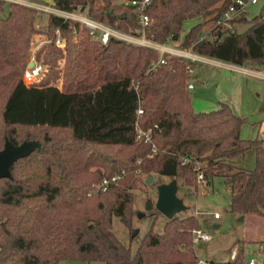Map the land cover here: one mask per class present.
<instances>
[{
	"label": "trees",
	"instance_id": "1",
	"mask_svg": "<svg viewBox=\"0 0 264 264\" xmlns=\"http://www.w3.org/2000/svg\"><path fill=\"white\" fill-rule=\"evenodd\" d=\"M128 1L55 0V8L87 9L91 19L139 35ZM8 4L4 16L7 4L0 0V150L6 139L14 145L36 140L44 149L15 162L12 178L0 179V264H196L195 215L168 219L163 233L152 227L135 251L114 233L118 216L131 239L139 237L133 190L142 174L194 190L199 173L204 184L222 176L232 189L229 211L264 220V139L242 138L247 119L228 103L194 109L192 59L166 52L165 63L150 69L160 58L156 49L114 35L103 43L81 22L49 13V42L36 51L48 71L26 84L23 73L41 32L39 10ZM232 6L239 8L237 0H151L145 36L226 63L264 66V4L251 19L241 11L225 20ZM198 18L182 37L184 22ZM208 22L214 28L203 35ZM243 24L245 30L236 29ZM57 30L64 48L55 44ZM249 151L254 167L238 166L236 159ZM114 176L118 182L106 191L97 187ZM255 252L242 248L224 264H247Z\"/></svg>",
	"mask_w": 264,
	"mask_h": 264
},
{
	"label": "rangeland",
	"instance_id": "2",
	"mask_svg": "<svg viewBox=\"0 0 264 264\" xmlns=\"http://www.w3.org/2000/svg\"><path fill=\"white\" fill-rule=\"evenodd\" d=\"M6 1V6L3 15H7L9 11V1ZM42 4L51 5L54 0H35ZM30 5L39 10L37 23L40 25L41 32L34 37V44L32 52H35L41 48L43 43L48 41L47 28L49 9L36 3H21ZM264 0H258L256 4H249L247 7L248 15L253 17L259 14ZM49 10V11H48ZM83 9L79 12L83 15ZM190 26L189 21H185L184 29H188ZM214 26L213 22H208L203 30L204 34ZM247 24L238 25L236 29L239 31L245 30ZM167 44L172 45L168 42ZM193 65L191 71V81L194 85V89H190L193 97V104L195 108L199 110L207 109L208 111L219 107V94L220 92L228 93L235 102H241V112L244 117H247L248 122L243 127V134L248 137H257L258 122H264V80L251 77L250 75L243 74L242 71L236 69H227L229 73L239 74L236 76L241 77L239 80V89L233 87L232 83L227 82L225 76L216 78L217 73L223 72L221 66H215L207 60L192 58ZM250 70L259 72L264 66L248 63L244 65ZM221 85V86H220ZM220 86V92L218 90ZM259 93V96L258 94ZM209 108V109H208ZM261 121V122H262ZM264 134V123L260 128L259 135ZM264 137V135H263ZM264 144V142H263ZM236 163L240 167L253 168L255 165L254 151H249L244 157H238ZM153 177L151 183L148 182L150 177ZM142 181L139 187L134 192L133 202V227L139 229V237L131 239L129 228L120 220L118 216H113V231L125 245H131L132 250L135 251L142 238L152 227L157 233H163L168 218L159 213L154 207L148 210V205L152 203L154 206L158 200V187L161 184H166L172 181L167 176L160 174H142ZM198 190L185 187L178 183V197L183 199L187 209L177 213L179 217H186L189 215H195L200 223L201 228L210 234L211 240L204 242H196V253L201 258L210 256L217 261L229 260L232 255V250L237 247L238 249H244L246 254H250L253 248L256 246H262L263 249L256 251H264V242L257 241L250 243L248 240L259 239L264 236V222L255 217H249L244 222L243 216L234 214L229 211L230 203L232 199V189L230 185L226 184L224 177H215L211 184L199 183ZM219 212L220 219L214 217L215 212ZM248 239V240H246ZM256 245V246H255ZM244 246V247H243ZM60 264H105L100 261L87 262L84 260H63Z\"/></svg>",
	"mask_w": 264,
	"mask_h": 264
},
{
	"label": "built area",
	"instance_id": "3",
	"mask_svg": "<svg viewBox=\"0 0 264 264\" xmlns=\"http://www.w3.org/2000/svg\"><path fill=\"white\" fill-rule=\"evenodd\" d=\"M151 0H130L128 1V4L133 6L135 8V11L138 16L139 20V25L140 28L137 30L139 32L140 36L138 35H129L122 33L120 31L114 30L110 28L109 26H106L102 23H99L93 19H91L88 16V10L85 9L83 11V15H81L79 12L82 10L81 8L78 9V13L75 12H66V11H59V14L70 19L77 20L82 23L83 26H85L89 31L90 34L93 37H97L99 40H101L103 43H107L109 40V37L111 35H114L120 39H124L128 42H132L135 44H141V45H147L150 46L154 49H156L160 53V58L158 62L152 63L151 68H156L158 64H163L165 63V59L163 57V54L165 53L166 49L162 45L154 44V41L148 40L145 36V28L149 24V16L146 13V10L148 6L150 5ZM258 3V0H237V4L239 8H236L235 6H232L226 13H225V20H229L232 18H235L241 11H246L247 7L249 4H256ZM77 11V10H76ZM46 42H49L46 41ZM34 44V42H33ZM44 44V43H43ZM55 44L60 47L64 48L65 47V40L61 37L60 31H56V39H55ZM183 57H190L189 54L187 53H181L178 54ZM29 62H33V66H29ZM28 62V65L23 73V80L26 84H33V83H38L40 82L44 76L46 75L48 69L47 67L37 59L35 56V52H31L30 60ZM240 71H242L245 74H250V75H256V73L252 70H246L244 68H241ZM194 85L191 83L189 84V89H193ZM140 113L142 112L141 110L139 111ZM140 135L144 134L143 131L140 130ZM150 137L147 135V139ZM118 182V176H114L112 178H105L103 179L99 185L97 186L100 190L106 191L111 184H116ZM198 182L203 183L204 182V175L203 173H199L198 175ZM220 213L215 212L214 217L220 218ZM211 240L210 234L205 232L201 227L197 228L194 230V241L196 242H204V241H209ZM263 249V248H262ZM237 253L234 251L232 253L231 259H234ZM225 262H215L210 259L206 258H201L198 257L197 263L196 264H224ZM188 264V263H185ZM247 264H264V251L262 250L260 254H253L249 256Z\"/></svg>",
	"mask_w": 264,
	"mask_h": 264
},
{
	"label": "crops",
	"instance_id": "4",
	"mask_svg": "<svg viewBox=\"0 0 264 264\" xmlns=\"http://www.w3.org/2000/svg\"><path fill=\"white\" fill-rule=\"evenodd\" d=\"M9 2H16V3H36V4H40V6H44L45 8H47V9H49L48 11V13H55V14H59V11H62V10H59V9H57V8H55V0L52 2V4L51 5H48V4H42V3H40V2H38V1H35V0H8ZM24 5H26V4H24ZM28 6H30V5H28ZM84 11H85V9H83ZM75 13H78V10L77 11H75ZM246 13H247V18L248 19H251L252 17H250L249 15H248V10H246ZM60 15V14H59ZM257 15V14H256ZM255 16V15H254ZM253 16V17H254ZM202 20V18H198V19H189V20H186V21H189L190 22V26H189V28L188 29H184V24H183V30H182V37H184V35L186 34V32L193 26V25H195V24H197L198 22H200ZM185 23V22H184ZM38 28H40V25H38ZM214 28V26L211 28V30ZM44 30H47V28L46 29H44ZM210 30V31H211ZM210 31H208V32H210ZM203 35H205L204 33H203ZM140 36V34L138 35V37ZM168 42H170V43H172L173 44V46L172 45H169V44H167ZM154 44H158V45H162V46H164L165 47V49H166V51H165V53L166 52H168V53H173V54H181V53H187V54H189L190 55V57H187V58H190V59H192V58H199V59H204V60H207V61H209L210 63H213L215 66H221L222 68H223V72H220V73H217V75H216V78H219V77H221L222 76V74L225 76V79H226V81L227 82H230V83H232V86L233 87H237L238 89L240 88L239 87V84L241 83L239 80L241 79V77H239V76H236V75H239L238 73L237 74H234V73H229L228 71L231 69H236V70H239L240 71V69L241 68H244V69H246V70H250V69H248V68H246L245 66H238V65H234V64H230V63H226V62H223V61H219V60H216V59H212V58H208V57H205V56H200V55H197V54H195V53H193L191 50H182V49H180V47H179V42H177V41H173V40H168L166 43H164V44H160V43H157V42H154ZM193 60V59H192ZM227 69H229V70H227ZM254 71V70H253ZM243 74H245V73H243ZM245 75H250V74H245ZM251 77H255V78H257V79H261V80H264V70L262 69L261 71H259V73H256V75H250ZM221 86V85H220ZM220 86H218L217 88H218V90H219V92H220ZM194 89V88H193ZM258 94V96H259V93H257ZM218 98H219V103L220 102H225V103H228L231 107H232V109H233V111L237 114V115H239V116H241V117H244L243 115H242V112H241V107H240V104H241V102H235V100L228 94V93H225L224 94V92H220V94H219V96H218ZM193 107H194V109L196 110V111H198V109H196L195 108V105L193 104ZM218 108V107H217ZM209 109V108H208ZM216 109V108H215ZM214 110V109H213ZM199 111H208L207 109H203V110H199ZM211 111V110H210ZM262 111H264V106L262 107ZM244 118H246L247 119V117H244ZM263 120V119H262ZM261 120V121H262ZM258 122V135H257V137H248L246 134H243V132H242V130H243V127L245 126V125H243V127H242V129H241V137L242 138H245V139H254V138H260V139H264V137H263V135L264 134H262L261 136L259 135V132H260V128H261V126H262V124L264 123L263 121L262 122ZM247 122H248V119H247ZM217 212V211H216ZM249 217L251 218V217H255V218H257V219H260V220H262L263 222H264V220L262 219V218H259V217H257V216H244L243 218H244V222H246L248 219H249ZM220 218H221V216H220ZM220 218H217V219H220ZM201 227V226H200ZM209 234V233H208ZM246 240H248V239H246ZM210 241V240H209ZM248 241H250V243H253V242H257V241H263L264 242V236H262L261 238H259V239H252V240H248ZM203 242V241H202ZM256 246V245H255ZM244 247V246H243ZM257 248H253V250L252 251H256V249H259V250H261L262 249V246H256ZM236 252V253H238L239 251H240V249H238L237 247H235L233 250H232V253L233 252ZM251 253V252H250ZM257 255L258 254H260L261 253V251L259 252V251H256L255 252ZM251 255H253V254H251ZM250 255V256H251ZM197 256L198 257H200L198 254H197ZM232 256V255H231ZM206 259H210V260H212V261H215V262H226L227 260H224V261H217V260H214V259H212L210 256H208V257H206ZM231 259V258H230Z\"/></svg>",
	"mask_w": 264,
	"mask_h": 264
},
{
	"label": "water",
	"instance_id": "5",
	"mask_svg": "<svg viewBox=\"0 0 264 264\" xmlns=\"http://www.w3.org/2000/svg\"><path fill=\"white\" fill-rule=\"evenodd\" d=\"M29 66H33V62H29ZM41 143L36 140H27L19 145H14L9 139L5 140L2 150H0V179L12 178L11 167L21 158H25L36 150H43ZM153 177L148 180L151 183ZM178 181L173 179L171 182L161 184L158 187V200L155 206L150 203L148 210L154 207L168 219H172L177 213L187 209L183 199L178 197Z\"/></svg>",
	"mask_w": 264,
	"mask_h": 264
}]
</instances>
